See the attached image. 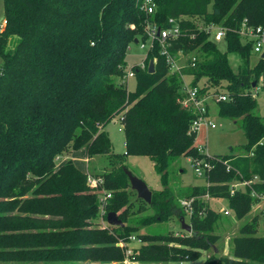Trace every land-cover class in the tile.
<instances>
[{"label": "trees", "instance_id": "16d2710c", "mask_svg": "<svg viewBox=\"0 0 264 264\" xmlns=\"http://www.w3.org/2000/svg\"><path fill=\"white\" fill-rule=\"evenodd\" d=\"M143 0H3L6 22L0 30V264H123L117 241L127 239L141 224L166 220L184 211L168 185V168L179 155H202L188 133L191 110L178 101L180 77L168 73L158 45L149 49L144 66L134 65L136 84L128 89L116 81L127 66L126 51L134 39L144 38L146 20L167 25L170 15L184 16L183 25L217 22L227 26L218 42L198 32L171 41L170 50L194 52L195 65L183 68L191 83H207L201 91L221 89L230 99L217 101V114L241 120L246 136L244 154L210 158L208 185H192L183 197L194 196L191 233H179L181 246L170 244L165 231L138 234L139 264H186L195 248L214 245L211 233L218 213L200 197L209 192L227 199L238 216L250 208V188L229 192V182L257 174L252 183L264 192V116L256 112L250 89L264 73V57L251 64V40L238 28L243 19L264 25V0H152L146 13ZM137 43V42H136ZM240 62L234 68L228 54ZM154 60V71L148 62ZM121 114L125 150L115 153L106 123ZM84 149L87 158L109 154L111 170L103 172L106 199L122 225L94 223L98 199L86 182V173L64 151ZM147 155L162 187L152 189V213L132 216L130 184L124 155ZM226 161V162H224ZM229 164L231 168L226 169ZM142 208H139L141 211ZM139 212V211H138ZM106 216V215H105ZM181 237V238H180ZM232 254L202 264H264V234L256 233V216L244 222L231 239Z\"/></svg>", "mask_w": 264, "mask_h": 264}, {"label": "rangeland", "instance_id": "374dc122", "mask_svg": "<svg viewBox=\"0 0 264 264\" xmlns=\"http://www.w3.org/2000/svg\"><path fill=\"white\" fill-rule=\"evenodd\" d=\"M3 18V0H0V21ZM218 47L221 50L225 49V44L223 41L217 43ZM148 48H140L136 42L131 43L130 47L126 51V61L127 66L131 67L134 65H138L142 59L144 60ZM259 55L256 53H252L251 55V64H254ZM229 61L231 65L236 68L238 63L240 62V57L235 52H230L228 54ZM2 57L0 56V66L2 64ZM262 81H264V73L260 76ZM116 81L118 83L125 84L128 89H134L136 84V79L134 76H129L126 79H122V77L117 76ZM251 92L257 100L256 112L260 115L264 116V84L263 86L259 83L258 85H251ZM216 92L221 89H212ZM212 118L216 121L217 126L215 128L209 129L206 131H202L198 142L205 143L203 141L206 138V148L205 150L212 155H225V154H244L245 153V144H246V136L241 127V120L234 119L227 116H222L217 114L216 104H212ZM104 128L107 130L109 138L111 140V149L112 151L122 153L125 150L124 145V133L122 129L121 123V114L117 113L115 117L110 120ZM79 150V149H78ZM71 151H64L56 158V165H60L63 156H67ZM77 155H81V153L76 152ZM124 155V153H123ZM124 163L126 167L130 169L134 174L141 177L151 189H160L162 187L160 178L158 173L155 171L153 167V162L147 155H135L128 154L124 155ZM67 159V158H66ZM64 159V161L66 160ZM109 154H95L90 157L89 162L84 161V165L87 171L91 174H102L105 171L111 170V162H110ZM168 185L173 190L175 195L174 201L177 205L184 211V206L181 205L180 199L183 197V192H185L192 185H205L206 180L204 177L197 176L190 162L187 160L186 155L176 156L170 166L168 168ZM209 181V179L207 178ZM92 189V187H91ZM129 190V201L130 212L132 216H143L145 214L152 213V209L150 207H146L143 209L144 204L141 203L143 199L137 196L136 191L131 188L130 184L127 186ZM93 191V189H92ZM97 195L100 191H93ZM208 206L217 211L218 216L213 223V227L211 233L218 236L217 241H215L214 245L206 246L201 248H195L193 251H198L193 253L192 259L184 261L186 264H202L206 261L208 257H213L215 259H220L224 256H229L232 254L231 249V239L234 235L239 234L240 226L249 221L253 216H256V233L258 235L264 234V211L260 209L261 204L256 207H251L242 216H238L235 208H231L227 202L226 198L218 197L216 195H205L200 197ZM99 206V205H98ZM139 208H142L141 211ZM228 208L230 213L224 214L223 209ZM139 211V212H138ZM118 214V213H117ZM184 220L190 223V215L186 214L184 211V215H182ZM94 223L99 226H105L108 223L106 220L102 219L99 216L94 220ZM165 231L170 235H173L174 238L170 240V244L174 246H181L180 239L175 237L178 233L179 235L184 234L185 232L191 233V231H187L181 227L180 224V216L173 213L170 217L163 221L154 222L151 224H139L136 226V229L132 230V235H135L133 240H129L130 246L138 247L142 243V239L137 236L138 234L146 233V232H161ZM139 238L141 240H139ZM181 238V237H180ZM121 240L125 241V239ZM128 240V239H127ZM216 247V248H215Z\"/></svg>", "mask_w": 264, "mask_h": 264}, {"label": "built area", "instance_id": "2783aa9c", "mask_svg": "<svg viewBox=\"0 0 264 264\" xmlns=\"http://www.w3.org/2000/svg\"><path fill=\"white\" fill-rule=\"evenodd\" d=\"M146 13H152L154 11L155 3L152 0H143L140 6ZM186 19L184 16H173L170 15L167 18V25L161 26L154 20H146L144 26V38L137 40V44L140 48L151 49L156 42L158 45L159 53L165 58V62L168 67V73H178L180 77L179 92L180 95L177 97V101L186 109L191 110L193 117L190 120L188 133L193 134L194 144L197 150L202 153V155H186L187 160L197 176L204 177L206 180V185L209 184L207 180L209 172L211 171L213 164L210 158L213 155L205 150L206 148V138L203 140L205 143L198 142L202 131H206L217 126L216 121L211 116V105L221 100H228L230 96L227 91H201L203 86L207 83L200 81L198 83H191L193 75L190 73H185L183 68L188 64L187 59H190L189 64L194 66L197 56L194 52L185 53L182 48L177 49L176 52L170 50L171 41L186 35L189 38H195L198 32H203L208 39L220 42L223 40L227 26L217 23V22H195V29H190L183 25V21ZM6 19L3 17L0 21V30L4 26ZM238 33L242 35L244 39L251 40L252 53H256L261 56L264 50V25L262 24H250L243 19L241 25L238 28ZM262 57V56H261ZM264 57V56H263ZM138 65L143 67L144 60L142 59L138 62ZM129 76H134L133 66L127 67L125 73L121 76L122 79H126ZM261 79V78H260ZM259 79V81H260ZM259 83V82H258ZM257 83V85H258ZM255 86V85H254ZM250 89L251 88H246ZM252 93V92H251ZM260 143H264V136L260 139ZM226 162V161H224ZM231 166L226 165V169L229 170ZM261 181V178L257 174H253L249 178H239L234 179L229 182V192L230 194H235L238 190H245L247 187L250 188V194L253 199L251 201V207H256L261 204L260 209L264 211V192H258L252 187V183ZM86 182L92 187L93 191H100L98 193V211L99 216L106 220L105 215L106 210V199L111 196V192L104 188L103 182L104 178L100 174H91L86 171ZM209 192L202 194L201 196L208 195ZM194 196L182 197L180 199L181 205L184 206V211L186 214L193 213L194 210ZM221 198V197H220ZM224 214H229L228 208L223 209ZM107 222V221H106ZM135 235L131 234L128 236V240H118L117 244L120 245L124 252V257L121 260L123 264H139V260L135 256L134 246H130L129 240H133ZM139 240H141L139 238Z\"/></svg>", "mask_w": 264, "mask_h": 264}, {"label": "water", "instance_id": "95a60500", "mask_svg": "<svg viewBox=\"0 0 264 264\" xmlns=\"http://www.w3.org/2000/svg\"><path fill=\"white\" fill-rule=\"evenodd\" d=\"M138 38L136 37L134 39L135 42H137ZM261 56H264V50L261 53ZM148 71L149 72H153L154 71V60L150 59L148 62ZM255 81L252 82V85H255ZM124 172L126 173V175L128 176L129 179V183L132 189H134L136 191V194L138 197H140L141 199H143L145 202L150 203L151 202V195H152V191L149 188V186L147 185V183L139 176H137L136 174H134L130 169H128L126 166H123ZM106 221L109 224H113V225H122L123 221L122 219L119 217V215L117 214V212L115 211H108L106 213ZM180 224L181 227L187 231H192V227L191 224L187 223L183 216H180ZM216 248V247H215Z\"/></svg>", "mask_w": 264, "mask_h": 264}, {"label": "crops", "instance_id": "0c3cea01", "mask_svg": "<svg viewBox=\"0 0 264 264\" xmlns=\"http://www.w3.org/2000/svg\"><path fill=\"white\" fill-rule=\"evenodd\" d=\"M259 83L263 86L264 84V81H262V79H260ZM258 83V84H259ZM212 113V106H211V112ZM124 143V142H123ZM76 152H79L81 153V155H77ZM115 152V151H114ZM115 153H119V152H115ZM72 158V160L74 161L75 165L83 172L86 173L87 169H86V165L84 164V161H88L90 160V158H87L85 156V153H84V149L83 148H80L79 150H72L67 156H63L62 160L64 161V159L66 158ZM63 161H61L60 163H62ZM85 165V166H84Z\"/></svg>", "mask_w": 264, "mask_h": 264}]
</instances>
